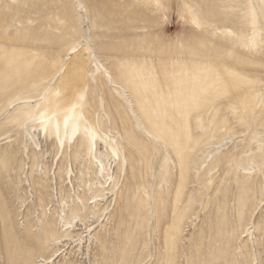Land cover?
I'll use <instances>...</instances> for the list:
<instances>
[{
    "label": "rangeland",
    "instance_id": "1",
    "mask_svg": "<svg viewBox=\"0 0 264 264\" xmlns=\"http://www.w3.org/2000/svg\"><path fill=\"white\" fill-rule=\"evenodd\" d=\"M196 5L93 2L98 26L90 45L131 103L83 46L65 65L66 75L78 68L74 80L61 78L39 103L11 107L43 93L84 31L75 0H0V264H264V12L255 0ZM163 61L169 76L197 65L209 88L221 89L205 93L186 120L172 107L160 113L172 131L187 125V180L175 204L176 156L145 133L150 124L139 109V101L154 99L142 64H154L158 97L166 91ZM232 76L252 84L230 90ZM123 127L134 132L138 151ZM99 159L111 163L116 184L108 191V182L99 191ZM94 194L101 200L86 205ZM74 204L81 221L67 231L81 239L55 244L65 229L59 214L70 217Z\"/></svg>",
    "mask_w": 264,
    "mask_h": 264
},
{
    "label": "bare ground",
    "instance_id": "2",
    "mask_svg": "<svg viewBox=\"0 0 264 264\" xmlns=\"http://www.w3.org/2000/svg\"><path fill=\"white\" fill-rule=\"evenodd\" d=\"M78 8V14L81 18V26L84 31V37L75 39L71 45L69 46L66 54L61 58V65L59 68H57L51 75L49 84L46 87V89L41 93L40 95H37L35 97H24V98H16L9 102V106L16 107V106H29L33 103H39L44 97L46 92L50 89L51 86L55 85L61 78L68 76L70 78L69 80L72 81L74 78L77 77L78 68L73 69L69 75H66V69L65 65L67 61L72 60L75 58L80 51V49L85 46L87 49V52L89 54V57L92 59L93 63L98 67L99 71L102 73L103 77L106 79L109 85L113 87V89L121 94L122 96H127V101L131 103L130 95H127L125 86L122 84H119L117 81H115L113 75L110 73V71L99 61L96 53L94 52L93 48L90 45V33L96 32V28L98 26L97 17L96 14L92 12V6L93 2L96 0H75ZM156 1L158 6H165L166 4H169L171 0H154ZM197 0H190V4L194 7H196V11H198V6L196 5ZM255 2L260 6L261 11L264 12V0H255ZM91 11V18L89 17V13ZM194 19V16H192ZM262 41L264 42V36L262 38ZM21 67V65H19ZM142 67L145 70H148L149 79L146 80L145 85L147 88H149L153 95V103H144L142 101H139V109L149 124L150 129L145 127V133L146 134H153L159 136L162 138L170 147L172 152L176 156V163L178 168L177 173V185L175 187L174 197H173V203L175 204L182 193L184 183L187 180V149L189 147L188 144V133H187V125L185 128L178 130V131H172L171 125L166 121V119L163 118L162 115H160L162 110H166L169 107H172L174 112L176 114H179L181 118L185 119V116L188 115V113L197 108L201 103L207 101L208 96L206 97L205 93H210L209 96H214L220 92V85L218 87L209 88V84L206 82V74L202 71V69L197 65H192L189 70V75H186V71L184 66L180 70L172 71V75L169 76V71L166 69L167 62L163 61V65L160 67L162 70L163 80L165 81L166 85V91L165 93H162L163 97L160 98L162 95L156 97L159 95L156 93L154 81L155 78L151 74L153 73L154 64L152 62L143 63ZM30 68V67H29ZM137 69V76L143 75V73L140 71V69ZM180 73V74H177ZM221 74V73H220ZM219 73L215 75L214 80L217 82V84H222L224 81L222 80V75ZM119 77L124 76V70L119 69L118 70ZM229 89L230 90H236V91H243L248 89V87L252 84L250 80L246 81L243 77H229ZM213 92V93H212ZM135 96V95H134ZM146 97V95H144ZM33 122V121H31ZM34 124L31 123L30 127L31 129L34 128ZM123 131L125 133V139L128 143H130L137 151L139 150V142L137 138H135L134 132L132 130L127 131L125 127H123ZM32 136H35L34 131L28 132ZM219 146L215 147L213 150L217 153L219 150ZM109 160V159H108ZM207 160V156H205L204 161ZM100 163L99 167V174L103 178V181L98 180L97 182L100 185V192L105 190L104 185L108 182L107 185V191L113 188L116 184L115 178L113 173L111 172L110 164L105 162L103 159L98 160ZM209 165V163L207 164ZM211 167L208 168V170ZM256 168V165L251 164L248 167H241V170H243L244 174H249L253 171V169ZM98 172V169H97ZM97 195L94 194L91 195L89 198H91L93 201L88 202L87 204H92L93 202H97L101 199H96ZM80 198V197H79ZM97 204V203H96ZM72 210H69V212H72L71 216L68 217L66 213L64 215H60V219L63 222V226H65L64 234H60L58 236V240H56L55 244L58 242H62L65 239H73L74 237H77L81 239L80 235H72L67 230L70 226H73V222L81 221V218L79 217V212H81L80 206L77 204H74ZM85 204L82 202V207L84 208ZM106 208V207H105ZM239 208V207H238ZM244 209V205H240V210ZM100 216V213H97L92 216V218H98ZM86 227V226H85ZM51 232V225H45V227L42 229V236L46 238L48 234ZM70 236V237H69ZM63 238V239H61ZM63 245L58 247L54 253H52L53 256H58V251L62 250ZM46 260L39 259L35 261L33 264H44Z\"/></svg>",
    "mask_w": 264,
    "mask_h": 264
}]
</instances>
